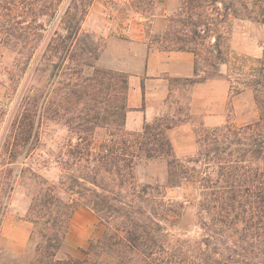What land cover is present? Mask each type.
Wrapping results in <instances>:
<instances>
[{
    "label": "trees",
    "instance_id": "trees-1",
    "mask_svg": "<svg viewBox=\"0 0 264 264\" xmlns=\"http://www.w3.org/2000/svg\"><path fill=\"white\" fill-rule=\"evenodd\" d=\"M66 1L0 0V46L14 54L12 75L27 72L33 63L39 73H46L50 67L57 69L50 80L66 64L76 70L77 76L69 78L65 86L70 91L65 89V96L72 95L76 101L69 100L67 104L72 107L66 108L73 111L70 128L88 146L86 162L94 165L93 176L71 173L59 185H48L34 199L29 211L32 259L27 264H264V54L241 74L253 91L258 119L242 127L228 121L214 129L204 128L196 157L180 160L174 155L166 134L174 126L169 119L146 124L141 133H127L129 108L125 102L112 113L117 115L112 124L103 127L109 129L114 145L118 137L128 136L122 141L128 152H118L114 146H102L94 152L90 148L94 133L107 117L95 109L97 98L93 92L106 80H114L128 93L129 80L123 72L98 71L102 81L94 87L86 83L91 79L85 78V73L95 68L101 52L95 37L82 31L93 0H82V4L71 0L65 9ZM155 1L131 0L129 5L135 13L147 16ZM237 19L264 26V0H178L165 27L146 34L148 46L192 53L194 76L171 79L192 88L220 77L221 66L232 55L233 24ZM82 115L84 118L75 125L73 119ZM22 119V125L29 120V108ZM143 156L167 158V187H196L195 197L184 198L198 208L199 237L172 228V207L178 203L161 187L138 186L132 168L125 172V163L129 167ZM104 174L112 187H104L103 178H99ZM127 175L132 179L129 199L122 191ZM81 207L93 210L105 230L90 241L84 258L62 259L58 255L70 222Z\"/></svg>",
    "mask_w": 264,
    "mask_h": 264
},
{
    "label": "rangeland",
    "instance_id": "rangeland-1",
    "mask_svg": "<svg viewBox=\"0 0 264 264\" xmlns=\"http://www.w3.org/2000/svg\"><path fill=\"white\" fill-rule=\"evenodd\" d=\"M70 1L64 3L65 9ZM130 1L93 0L82 23V31L95 37L101 51L95 68L85 73V78L91 79L86 83L90 82L92 87L97 86L103 77L98 71H117L125 73L128 80L131 76H140L143 88L147 90V103L156 115L153 120L145 119L141 129L131 130L126 125L128 111L125 121L127 133H141L146 124L169 119L174 126L166 134L174 155L185 160L197 156L204 128L214 129L228 121L236 127H242L258 119L259 111L253 100V91L246 85V78L241 74L263 59L264 26L249 20H235L231 39L232 55L230 61L221 66L220 77L213 79L216 84L205 91L194 93L193 87L184 88L171 82L173 77L162 76L167 88H164L162 82L161 91L163 93L166 89L167 94L159 98L154 97L156 93L159 95L158 87L146 80L143 70L148 53L161 50L156 45L148 46L149 37L146 34L161 31L165 27L167 17L177 7L178 0H156L151 15L147 16L135 13L129 5ZM78 3L82 4V0H78ZM13 59L14 54L10 49L0 46V264H27L32 259L30 238L33 224L29 211L34 199L48 185H59L60 180L71 173L80 177L93 176L94 165L86 162L88 146L70 128L73 111L66 108L72 107L67 104L69 100L76 101L72 95L66 93L65 96V86L69 78L77 76L74 74L76 70L69 69L70 65L66 64L59 75L50 80L52 71L57 73V69L50 67L46 73H39L35 71L33 63L27 72L12 75ZM93 93L97 98L93 102L95 109L103 111L107 119L98 123L90 148L97 152L102 146L108 149L114 146L118 152L124 149L127 153L128 149L122 141L128 136L118 137L114 145L110 143L109 129L103 126L112 124L111 120L116 115L112 113L122 103L125 102L128 107L129 91L124 92L117 81L106 80V84L97 87ZM195 96L197 101H194ZM28 108L26 128L25 124L22 125V118ZM141 110L146 112V106ZM193 110L205 114H193ZM205 115L208 116V124ZM84 116L74 118L75 125ZM24 130L28 131L27 135L23 134ZM125 165L127 173L132 168L130 172L138 186H159L169 198L178 203L172 207V228L183 229L188 235L199 237L198 208L196 203H188L184 198L189 195L195 197L196 187H167L166 157L146 159L143 156L134 164H129V167L128 163ZM99 178H103L104 187H112L107 175ZM124 181L123 195L129 199L131 175L124 177ZM63 197V202H66L67 195ZM104 230V224L93 210L88 207L79 208L70 222L58 256L62 259L84 258V251L90 241L99 238ZM79 233L84 235L82 242H76ZM12 235L20 241L25 240L26 235L27 244L20 254L7 249L6 244ZM81 243L83 246H78Z\"/></svg>",
    "mask_w": 264,
    "mask_h": 264
},
{
    "label": "crops",
    "instance_id": "crops-1",
    "mask_svg": "<svg viewBox=\"0 0 264 264\" xmlns=\"http://www.w3.org/2000/svg\"><path fill=\"white\" fill-rule=\"evenodd\" d=\"M194 55L186 51H151L146 57L143 74L146 76V80L152 81L157 87L159 95L156 93L154 97L162 98L163 95L167 94L165 89L162 93L161 87L162 82L166 85L165 79L162 76H168L173 78H191L194 76ZM149 78V79H148ZM142 78L140 76H131L129 79V93H128V107L129 113L127 116V127L131 130H139L142 128L145 119L153 120L156 113L147 103V90L143 88L141 83ZM220 83L219 81H217ZM216 82L214 80L197 83L193 86L194 93L198 90H207L211 88ZM164 88H167L166 86ZM156 92V90H155ZM151 95V94H149ZM151 98V97H150ZM194 101H197L196 96ZM146 106L147 110L142 111L143 106ZM193 114L204 115L205 113L200 111H194ZM205 115V122L208 124L209 119ZM210 123V122H209ZM26 229V227H25ZM73 228H71L72 231ZM84 235L79 233L76 242H82ZM25 240H17L15 235H12L11 239L6 244L7 249L15 254H20L24 251L27 244ZM78 245V244H77ZM78 246H83L82 243Z\"/></svg>",
    "mask_w": 264,
    "mask_h": 264
}]
</instances>
